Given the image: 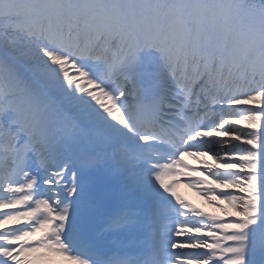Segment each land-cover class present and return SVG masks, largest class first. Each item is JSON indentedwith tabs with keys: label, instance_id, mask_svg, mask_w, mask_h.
<instances>
[{
	"label": "snow or ice",
	"instance_id": "6c2138e0",
	"mask_svg": "<svg viewBox=\"0 0 264 264\" xmlns=\"http://www.w3.org/2000/svg\"><path fill=\"white\" fill-rule=\"evenodd\" d=\"M0 264H264V0H0Z\"/></svg>",
	"mask_w": 264,
	"mask_h": 264
},
{
	"label": "bare ground",
	"instance_id": "6f19581e",
	"mask_svg": "<svg viewBox=\"0 0 264 264\" xmlns=\"http://www.w3.org/2000/svg\"><path fill=\"white\" fill-rule=\"evenodd\" d=\"M203 159H207V157L203 158ZM184 161L191 166H200V160L195 157V156H185L184 157ZM211 162V161H210ZM176 179L179 180H183L182 177H176ZM187 185V184H186ZM176 189L177 190H181L183 191V193L186 195V197H188V199H186L187 202H189L191 199L195 200V204H193V206H195L196 208L199 207H204L206 210H210V208L218 213H221V210L217 207H214L211 203H209V201L205 198V197H201L198 195H195V193H200L198 192L196 189L191 188L188 186L187 187H183L181 183H178L176 185ZM178 193V192H177ZM180 195V193H178ZM201 194V193H200ZM181 196V195H180ZM183 198V197H182ZM190 203V202H189ZM222 203V202H221ZM225 207L227 208V205H225ZM229 211H231V209H229Z\"/></svg>",
	"mask_w": 264,
	"mask_h": 264
}]
</instances>
